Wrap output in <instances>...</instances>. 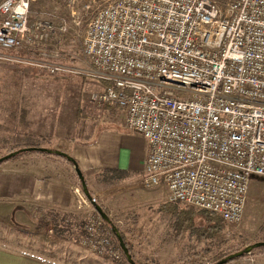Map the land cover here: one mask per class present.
I'll list each match as a JSON object with an SVG mask.
<instances>
[{
    "label": "built area",
    "instance_id": "1",
    "mask_svg": "<svg viewBox=\"0 0 264 264\" xmlns=\"http://www.w3.org/2000/svg\"><path fill=\"white\" fill-rule=\"evenodd\" d=\"M35 1L0 0V49L34 53L50 74L70 71L49 46L76 27L31 21ZM95 9L82 51L106 87L90 100L123 108L126 129L149 142L144 187L240 222L252 176H264V0H110ZM83 230L95 253L117 254L99 215Z\"/></svg>",
    "mask_w": 264,
    "mask_h": 264
},
{
    "label": "rangeland",
    "instance_id": "2",
    "mask_svg": "<svg viewBox=\"0 0 264 264\" xmlns=\"http://www.w3.org/2000/svg\"><path fill=\"white\" fill-rule=\"evenodd\" d=\"M89 1L37 0L31 6V21L63 18L76 27L77 33L57 34L49 46L59 51L52 60L64 63L70 71L50 74L35 65L33 56L35 59L37 56L34 53L0 49V157L15 149L10 142L15 133L42 137V147L61 151L69 145L67 133H72L80 142L88 140L86 133L91 129L92 116L96 117V111L107 106L95 105L90 96L106 81L89 76L91 65L82 51V36L95 8L110 0H96L92 9L86 11L83 6ZM76 18L78 25L73 23ZM10 64L32 68L18 89L11 78ZM64 161L69 162L55 154L27 152L18 160L0 163V177L10 181L11 177L23 175L16 181L24 185L26 175L43 174L48 166L57 167L56 163L63 165ZM126 178L111 182L100 173L95 181L102 186L99 189L91 185L89 190L125 234L135 261L143 264H212L219 260V253L226 256L264 239L260 231L264 224V176H252L242 220L225 223L224 232L214 239L199 234L205 225L201 216L188 214L187 217H191L188 222L181 217L183 212L181 216L178 214L179 208L182 211L201 209L171 201L164 186L151 187L158 194V202L151 207H134L132 202L126 207L123 200L118 205L109 204L108 198L122 197L130 188L144 186L142 180L130 184ZM86 201L89 204L87 211L77 214L62 213L26 199L21 201L19 207L24 216L0 218V246L57 264H125L123 251L119 242L114 243L115 239L111 244L112 251L117 252L113 254L115 256L109 253L98 255L84 244L83 229L87 219L92 215L101 217L87 196ZM5 208L0 206V213L7 212ZM54 224L65 230L64 235L54 233ZM226 264H264V247L255 248L245 257Z\"/></svg>",
    "mask_w": 264,
    "mask_h": 264
},
{
    "label": "crops",
    "instance_id": "3",
    "mask_svg": "<svg viewBox=\"0 0 264 264\" xmlns=\"http://www.w3.org/2000/svg\"><path fill=\"white\" fill-rule=\"evenodd\" d=\"M105 87L106 83H101L95 91H103ZM96 112V117L91 118V129L86 133L88 140L80 142L72 133H67L66 141L69 145L62 151L76 159L90 188L94 185L100 189L102 185L97 184L95 177L105 170L126 171L129 173L126 179H129L130 184L139 183L144 175L143 161L148 154L149 142L141 134L126 129L123 108L109 104ZM56 164L57 167L48 166L43 174L26 175L27 182L24 185L16 181H19V177L22 179L23 175L11 177L10 181L0 177V206H5L7 211L0 213V218H14L20 214L24 216L19 205L25 199L60 210L62 213L86 212L89 204L75 169L66 161L61 163L63 165ZM111 185L114 186L112 183ZM127 191L128 196L108 198V203L118 205L120 200H123L126 201V207L130 202L134 207H151L158 202L155 189L138 186ZM0 264L57 263L0 246Z\"/></svg>",
    "mask_w": 264,
    "mask_h": 264
},
{
    "label": "trees",
    "instance_id": "4",
    "mask_svg": "<svg viewBox=\"0 0 264 264\" xmlns=\"http://www.w3.org/2000/svg\"><path fill=\"white\" fill-rule=\"evenodd\" d=\"M11 67V78L13 79V81L15 82L16 85V89L19 88L20 83L22 82V80L30 75V71H31V67H22L21 65H17V64H10ZM21 66V67H20ZM41 138L39 136H34L31 134H21V133H15L11 136L10 138V142L14 145L15 149H12L11 151H9L7 154L15 151V150H20L26 147H40L42 142H41ZM33 152H37V153H42V154H47V152H40V151H33ZM26 151H21L20 153H18L17 155L13 156L12 158L4 161V162H8V161H15L18 160L22 155L26 154ZM70 155V154H68ZM60 156V155H58ZM61 158H65L67 159V157L65 155H61ZM74 158V157H73ZM68 160V159H67ZM69 161V160H68ZM70 164L73 166L75 163H77L76 159L74 158V162L69 161ZM104 177H107L111 182L113 181H119L121 179L126 178L127 176H129V173L123 170H105L104 172L101 173ZM107 214L109 215L108 211H106ZM183 212V216H181ZM178 214L183 218V220H187L188 222H190L191 217H187L188 214L189 215H195L196 216H201L203 218V220L205 221V225L204 227L201 228L200 230V235L202 237H208L211 239H214L216 236L221 235L224 232L225 229V222L221 219V217L213 212L210 211H206V210H201V211H194L190 208L185 209V211H182V209H178ZM104 222H106L104 220ZM112 223L117 226L113 219H112ZM107 224V226L109 227V231L112 235V238L115 239L114 243L118 242L117 237L115 236V234L112 231V227L110 224H108L107 222L105 223ZM118 227V226H117ZM53 231L56 235L61 236L64 235V229H62L61 227H59L57 224H54L53 226ZM260 231L262 236L264 237V224L261 225L260 227ZM122 237L124 238L126 244H127V240L125 238V234L123 232H121ZM114 235V236H113ZM264 240V239H263ZM129 248V247H128ZM130 251V249H129ZM131 255L133 258H135V255L130 251ZM112 256V255H111ZM122 256L124 258L125 264H129L125 254L122 252ZM218 259L224 257L225 255L222 253H219L218 255ZM245 257V256H243ZM136 262L138 264H143L141 262H138V260H136Z\"/></svg>",
    "mask_w": 264,
    "mask_h": 264
},
{
    "label": "water",
    "instance_id": "5",
    "mask_svg": "<svg viewBox=\"0 0 264 264\" xmlns=\"http://www.w3.org/2000/svg\"><path fill=\"white\" fill-rule=\"evenodd\" d=\"M21 151H26V152H33V151H40V152H47L49 154H55V155H65L67 157V159L69 161H73L74 162V158L71 155H68V153L61 151V150H57V149H51L48 147H26L20 150H15L9 154H6L2 157H0V163L12 158L13 156L17 155L18 153H20ZM74 169L76 171V174L78 175L80 182H81V186L82 189L85 193V195L87 196V198L91 201L92 205L95 207V209L98 211V213L101 215V217L108 223L111 225L112 227V231L115 234V236L118 239L120 248L122 249L123 253L125 254L128 262L130 264H138L134 258L132 257L129 248L124 240V238L122 237L121 231L118 229L117 226H115L112 223V218H110V216L107 214V212L104 210V208L98 204L97 200L92 196L87 181L85 179V176L82 172V170L80 169V167L78 166V163H75L74 165ZM258 247H264V240L262 241H257L253 244L247 245L246 247H244V249L236 251L234 253H231L229 255H226L225 257L219 259L218 261L212 263V264H226L230 261H233L235 259L241 258L249 253H251L255 248Z\"/></svg>",
    "mask_w": 264,
    "mask_h": 264
}]
</instances>
